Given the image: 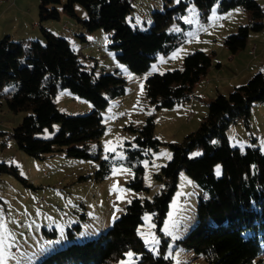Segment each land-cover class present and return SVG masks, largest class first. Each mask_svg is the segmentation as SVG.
Wrapping results in <instances>:
<instances>
[{
    "label": "trees",
    "instance_id": "1",
    "mask_svg": "<svg viewBox=\"0 0 264 264\" xmlns=\"http://www.w3.org/2000/svg\"><path fill=\"white\" fill-rule=\"evenodd\" d=\"M191 1L201 20L207 19L215 5L218 11L238 8L245 15V24L224 38L230 57L245 49L252 34L264 31V10L256 0ZM60 5L61 0H39L40 36L36 40H14L9 35L0 39V106L5 105L13 114L26 113L9 134L0 132V139H12L20 152L35 159L58 154L92 161L97 164L95 181L108 178L113 167L128 168L133 179L127 187L144 192L147 188L143 185L141 161L150 159L151 152L162 144L153 134L154 118L148 116L141 128H130L135 136L133 144L127 143L124 148L123 159L114 154H108V159L102 157L100 138L105 126L101 113L112 100L124 95L126 81L117 72L96 77L93 71H86L68 41L43 26L66 15L87 33L109 32V47L118 63L131 73L143 74L158 55L170 53L185 39L187 25L181 17L186 13L187 0L174 6L164 4L163 11L153 12L147 31L129 26L131 0H66L59 10ZM76 5L85 10V19L76 15ZM174 23L183 29H174ZM211 66L212 54L193 52L184 57L181 69L152 74L144 83L148 103L158 111L199 99L194 88L206 78ZM65 89L90 102L93 110L85 115L60 112L54 97ZM259 103L264 104V70L227 95L217 94L205 102L207 111L199 126L181 142L167 144L171 159L157 176L163 182L158 194L152 199H132L106 233L55 250L37 264H116L128 251L135 255L134 264H172L165 258L169 238L161 228L180 171L205 192L198 198L195 225L177 243L201 255L206 264H264V154L256 145L259 133H249L242 149L226 136L227 129L237 122L248 127L250 110ZM55 123L59 129L53 137H35ZM196 149L201 153L189 157ZM217 166L221 168L219 176L215 173ZM3 174L21 179L13 165L0 162ZM144 214L151 215L159 238L157 254L144 246L137 233Z\"/></svg>",
    "mask_w": 264,
    "mask_h": 264
},
{
    "label": "rangeland",
    "instance_id": "2",
    "mask_svg": "<svg viewBox=\"0 0 264 264\" xmlns=\"http://www.w3.org/2000/svg\"><path fill=\"white\" fill-rule=\"evenodd\" d=\"M65 1L61 0V5L57 7L59 10ZM256 1L264 7V0ZM14 2V6L6 9ZM38 3L39 0H0V39L8 35L2 31H30L33 21L38 18ZM164 4L174 6L177 2L131 0L132 11L127 20L129 26L141 31L149 30L152 13L163 11ZM237 9L222 12L215 5L207 19L201 20L196 5L187 0L186 13L181 17V22L187 25L183 34L185 39L170 53L158 55L143 74L131 73L126 66L118 63L116 53L109 47L112 44L109 32L98 30L87 33L75 19L66 15L43 26L68 41L70 48L79 54L80 63L86 71H93L96 77L117 72L126 81L124 95L112 100L101 113L105 126V132L100 138L102 157L114 154L115 158L120 159L121 154L124 156V148L127 143L133 144L135 136L130 128H141L151 115L154 118V137L162 144L151 152L150 159L141 161L143 185L147 190L136 192L127 187L128 182L133 179L132 171L121 170L128 168L116 167L118 171L115 175L112 172L105 180L95 181L93 175L97 164L92 161L58 154L35 159L20 152L12 139H0V162L13 165L21 177L16 179L11 174L0 175V218L14 236V247L9 249L11 257L7 264H37L55 250L72 243L96 239L108 231L129 201L134 198L152 199L161 191L163 182L157 176L160 175L161 167L169 161L163 154L171 155L167 144L179 143L186 134L194 131L206 114L205 102L214 99L217 92L224 95L230 93V89L226 90L227 85L245 84L248 81L244 78L245 74L255 70L256 62H259L262 52L260 46L264 45V31L252 34L247 48L233 57H230L222 45L225 36L234 33L239 25L245 24V15L240 9L237 12ZM75 13L80 19L86 18L85 10L79 5L75 6ZM186 17L192 22H187ZM63 25L66 26L65 29L62 28ZM173 26L177 30L183 29L176 23ZM32 30L35 33L25 40L39 38V27ZM253 45L258 47L254 56L251 53ZM193 52L212 54V66L206 78L194 88V94L199 99L195 98L171 109L154 110L145 97V79L155 73L181 69L184 57ZM263 58L264 54L261 60ZM216 63H219V68L215 66ZM153 65L156 66L155 71ZM54 102L57 109L67 115H85L93 110L90 102L67 89L59 91ZM250 112L248 127L241 121L237 122L227 129L226 136L231 143L242 149L248 134L255 136L257 131L259 136L256 138V145L264 154V104L254 105ZM25 115L26 113L13 114L5 105L0 106V132L9 134ZM188 116L191 117L189 121ZM58 129L59 124L55 123L50 129L35 134V137L49 139ZM5 139V144L2 145ZM106 141L112 142L108 147L115 151L105 152ZM194 153L200 154L201 150L192 151L189 157H194ZM113 185H117L115 190ZM204 192L184 171L179 172L177 187L161 228L162 234L169 238L165 256L172 260V264H206L201 255H196L177 243L195 225L198 198ZM145 216L149 219L145 220ZM166 227L167 234L164 231ZM137 233L144 246L154 253L151 245L145 244V240L150 241L153 236L159 241L150 214H144ZM158 249L159 244L154 254H157ZM129 252L131 251L116 264H129L130 261L134 264L135 255L130 258L127 255Z\"/></svg>",
    "mask_w": 264,
    "mask_h": 264
},
{
    "label": "snow or ice",
    "instance_id": "3",
    "mask_svg": "<svg viewBox=\"0 0 264 264\" xmlns=\"http://www.w3.org/2000/svg\"><path fill=\"white\" fill-rule=\"evenodd\" d=\"M177 3L180 2V0H176ZM195 10L193 9V12ZM239 11V9H237V12ZM187 20V22L191 23V19L189 18H185ZM156 66L153 65V70L155 71ZM143 90V85L141 84V91ZM139 103V101H138ZM111 141H106L105 142V152H112L115 151L114 148H109L108 145L111 144ZM166 155L168 159H171V155L170 154H163ZM195 155H199V153H194ZM120 159H123V155L121 154L119 156ZM105 159H108V156H105ZM124 172L130 171V169H121ZM118 169L116 167H113V174L115 175L117 173ZM216 174L217 176L220 175V168L219 166L216 169ZM117 187V185H113V190H115ZM119 198V197H118ZM129 203H131V201H129ZM113 219H115V216L113 217ZM145 220H148L149 218L147 216L144 217ZM164 231L167 234V227L164 229ZM175 239V237H173ZM145 244L146 245H151V250L155 253L156 251V246L159 244V241L155 238V236L152 237V239L149 240H145ZM12 247H14V236L11 232L8 231L6 224L4 223V221L2 220V218H0V264H7V260L11 257V253L9 252V249H11ZM128 257H133V253L129 252ZM14 258V257H12ZM167 258V257H165ZM129 264H131V261L129 262Z\"/></svg>",
    "mask_w": 264,
    "mask_h": 264
},
{
    "label": "crops",
    "instance_id": "4",
    "mask_svg": "<svg viewBox=\"0 0 264 264\" xmlns=\"http://www.w3.org/2000/svg\"><path fill=\"white\" fill-rule=\"evenodd\" d=\"M14 4H15V2L13 3V4H11L10 6H7V8L6 9H8L9 7H12V6H14ZM263 8V10H264V7H262ZM5 9V8H4ZM29 11V10H28ZM245 17V16H244ZM33 18V17H32ZM38 19V18H37ZM37 19L36 20H34L33 21V23H32V28L30 29V31H28V30H26L25 32H23V33H20V29H17V30H15V31H8V30H6V31H2L3 32V34L4 33H7L9 36H11L14 40H16L17 38H22V40H25L26 38H31V36H32V34H34L35 32L32 30V29H37L39 26H38V21H37ZM245 22H246V17H245ZM63 29H65L66 27H64V25H63V27H62ZM256 37V36H255ZM250 39V38H249ZM248 39V40H249ZM28 40V39H27ZM223 42H224V40H223ZM247 44H248V41H247ZM246 44V47H245V49L247 48V45ZM223 45V44H222ZM223 47H224V45H223ZM261 47V54L259 55V62H256L257 63V65H256V67H255V70H253V71H251L250 69V71H247V75L245 74V76L246 77H244V78H246L245 80H248L251 76H253L255 73H258V72H261V71H263L264 70V58L261 60V56H263V54H264V45H261L260 46ZM257 50H258V47L256 46V45H253V47L251 48V53H252V55L254 56L255 54H257ZM261 60V61H260ZM219 64V63H218ZM219 67H220V65H219ZM218 67V68H219ZM253 72H255L254 74H253ZM237 84H241V83H234L232 86L231 85H227L226 86V90L228 89H230V91H232V89L234 88V87H236V86H239V85H237ZM229 91V92H230ZM217 94H222V93H220V92H217L216 93V95ZM189 114H192V112L191 113H189Z\"/></svg>",
    "mask_w": 264,
    "mask_h": 264
},
{
    "label": "built area",
    "instance_id": "5",
    "mask_svg": "<svg viewBox=\"0 0 264 264\" xmlns=\"http://www.w3.org/2000/svg\"><path fill=\"white\" fill-rule=\"evenodd\" d=\"M190 116H188V120H189Z\"/></svg>",
    "mask_w": 264,
    "mask_h": 264
}]
</instances>
